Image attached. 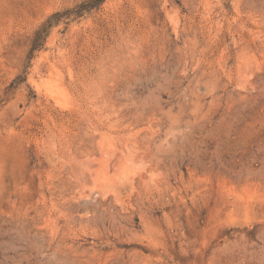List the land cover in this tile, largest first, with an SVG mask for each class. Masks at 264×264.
Here are the masks:
<instances>
[{"label":"rangeland","instance_id":"rangeland-1","mask_svg":"<svg viewBox=\"0 0 264 264\" xmlns=\"http://www.w3.org/2000/svg\"><path fill=\"white\" fill-rule=\"evenodd\" d=\"M0 264H264V0H0Z\"/></svg>","mask_w":264,"mask_h":264},{"label":"bare ground","instance_id":"bare-ground-1","mask_svg":"<svg viewBox=\"0 0 264 264\" xmlns=\"http://www.w3.org/2000/svg\"><path fill=\"white\" fill-rule=\"evenodd\" d=\"M55 69V68H54ZM56 69H58V68H56ZM52 70V69H51ZM50 74V73H49ZM52 76H54V75H52ZM58 78V77H57ZM60 79V78H59ZM54 80V79H53ZM61 80V79H60ZM58 83H59V81H57ZM52 83V82H51ZM55 83V82H54ZM57 83V84H58ZM62 83V82H61ZM62 85V84H61ZM47 87H48V85H46ZM62 88V87H61ZM60 87H59V90L61 89ZM47 90V89H46ZM58 91V90H57ZM59 92H61V91H59ZM52 94H55L56 93V91H52L51 92ZM50 96H52V95H50ZM69 96V95H68ZM52 97H54V96H52ZM101 146H103V145H101ZM104 147V146H103ZM102 147V148H103ZM133 170L132 169H130V167L127 165V166H123V170L121 171V173L119 174L121 177H128V178H130L131 177V174H133ZM135 173H137V172H134V174ZM101 179H105V180H109L110 178H109V176H108V174H106V173H104V174H102V175H100V180H99V178H98V180L99 181H101ZM101 184V183H100Z\"/></svg>","mask_w":264,"mask_h":264}]
</instances>
